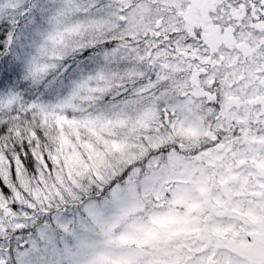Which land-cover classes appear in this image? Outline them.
I'll return each instance as SVG.
<instances>
[{
    "label": "snow or ice",
    "instance_id": "snow-or-ice-1",
    "mask_svg": "<svg viewBox=\"0 0 264 264\" xmlns=\"http://www.w3.org/2000/svg\"><path fill=\"white\" fill-rule=\"evenodd\" d=\"M0 264H264V0H0Z\"/></svg>",
    "mask_w": 264,
    "mask_h": 264
}]
</instances>
